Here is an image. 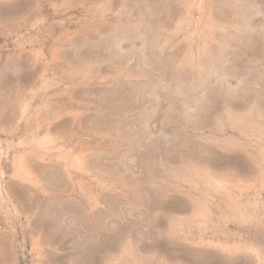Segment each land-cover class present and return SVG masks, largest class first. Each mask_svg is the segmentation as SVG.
<instances>
[{"label": "rangeland", "instance_id": "374dc122", "mask_svg": "<svg viewBox=\"0 0 264 264\" xmlns=\"http://www.w3.org/2000/svg\"><path fill=\"white\" fill-rule=\"evenodd\" d=\"M0 264H264V0H0Z\"/></svg>", "mask_w": 264, "mask_h": 264}]
</instances>
